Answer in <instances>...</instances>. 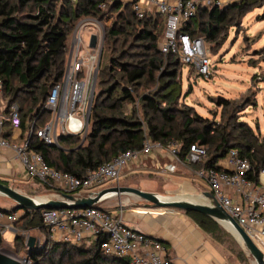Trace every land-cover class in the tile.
Here are the masks:
<instances>
[{"label": "trees", "instance_id": "trees-1", "mask_svg": "<svg viewBox=\"0 0 264 264\" xmlns=\"http://www.w3.org/2000/svg\"><path fill=\"white\" fill-rule=\"evenodd\" d=\"M262 4L264 0H241L223 9L200 8L181 31L219 45L231 27L240 25L248 12ZM83 17L101 22L113 18L105 26L103 54L107 47L109 63L99 67L100 90L93 100L87 143L81 144L80 135L61 134L58 144H48L34 135L30 141L33 150L55 169L81 177L124 151L141 150L146 138L164 145L178 142L182 161L191 145L206 148L204 159L194 163L196 169H220L219 160L237 149L252 166L249 179L259 183V171L264 168V137L239 117L252 101L219 98L223 108V121L219 123L204 119L193 109L180 110L179 65L184 63L177 54L166 55L160 49L163 17L139 18L131 4L117 1L0 0L1 94L8 100L6 112L14 103L19 107L22 134L17 142L28 131L27 121L39 128L51 119L46 99L65 75L73 30ZM5 125L9 123L5 121ZM45 187L64 193L48 184ZM0 209L6 213L17 211ZM186 213L205 232L214 236L226 233L213 217L197 211ZM40 214L41 210H25L20 218L22 230L38 228L44 235L41 247L29 252L31 264H64L65 259L68 264H129L125 258L101 252L104 237L89 247L52 241ZM21 240L15 237L16 243Z\"/></svg>", "mask_w": 264, "mask_h": 264}, {"label": "built area", "instance_id": "built-area-1", "mask_svg": "<svg viewBox=\"0 0 264 264\" xmlns=\"http://www.w3.org/2000/svg\"><path fill=\"white\" fill-rule=\"evenodd\" d=\"M77 2L78 0H70ZM131 4L139 18L163 17V34L160 49L164 54H177L184 64L197 74L207 77L210 73V59L203 37H191L181 29L186 21L195 17L200 8H225L241 0H109ZM102 7H106L103 4ZM98 29L95 48L84 46L80 30L87 23ZM91 37V36H90ZM105 26L95 18L81 21L73 33L65 75L55 84L45 103L51 112L46 125L36 128L34 122L20 142L0 136V147L14 150L27 176L64 193L88 195L102 189L106 184H119L123 169L132 161H138L154 151H167L173 159L181 162L180 144L152 142L146 138L141 150H128L97 169H89L84 176L62 172L50 166L42 154L30 147L32 136L48 144H58L61 134L86 137L90 126V115L96 92L99 67L104 50ZM90 44V40H89ZM2 80L0 79V93ZM8 107V100H7ZM14 130H21V117L16 103L10 106L0 119V131L4 122ZM207 150L191 145L187 160L201 162ZM224 167L200 168L197 176L203 178L223 208L247 232L264 252V168L259 171V183L249 179L252 166L237 149H231L223 158ZM169 171H173L168 167ZM41 219L48 231V237L55 242L90 245L104 237L100 250L107 256L125 258L129 264H171L164 255V245L159 239L129 226L123 218L122 209L113 213L108 208L92 206L79 209H42ZM0 217L10 221L18 220L17 213H6L0 209Z\"/></svg>", "mask_w": 264, "mask_h": 264}, {"label": "crops", "instance_id": "crops-1", "mask_svg": "<svg viewBox=\"0 0 264 264\" xmlns=\"http://www.w3.org/2000/svg\"><path fill=\"white\" fill-rule=\"evenodd\" d=\"M6 108L7 100L0 93V119L6 114ZM6 126L3 125L0 131L1 137L10 136L9 140H14L22 134V129L14 130L9 125L6 129ZM175 161L178 162L176 169L169 171L168 167H171V163ZM192 165L194 166V163L187 158L179 162L167 151H154L138 161L130 162L123 169V178L120 179L119 184L110 182L103 188L136 187L146 192L190 197L192 200L210 204V200L203 196V192L211 191V189L206 181L201 183L196 180L197 169ZM217 165L223 168L225 166L223 159L219 160ZM0 180L27 195H30L29 190L32 191L38 186L48 192L47 195H43V198L58 197V193L54 190L47 189L45 184L27 176L14 150L9 147H0ZM99 205L116 214L122 209L124 221L129 226L159 239L164 245V255L171 264H241L237 255L227 245L230 241L241 243L228 225L215 218L214 220L226 233H220L218 236L209 234L186 211L173 207L149 206L146 200L133 194H118L107 198ZM15 206L16 203L8 198L5 208H1L13 210ZM14 213H17L19 217L15 222L7 217H0L2 237L10 232L15 239L16 236H20V232H24L21 229L22 220L20 219L24 210H17Z\"/></svg>", "mask_w": 264, "mask_h": 264}, {"label": "rangeland", "instance_id": "rangeland-1", "mask_svg": "<svg viewBox=\"0 0 264 264\" xmlns=\"http://www.w3.org/2000/svg\"><path fill=\"white\" fill-rule=\"evenodd\" d=\"M80 19L73 30H76L81 21ZM113 18H105L104 26L110 25ZM99 29L93 23H87L82 26L80 36L85 47L89 48V40L92 34L98 35ZM73 36V35H72ZM72 37L70 40L71 45ZM220 44L206 43V52L210 59V73L207 77L197 74L187 64L179 65V80L182 85V94L180 97L179 109H193L204 119L212 122H222L223 108L218 104L219 98H225L243 103L246 98L252 101V104L246 106L239 113L240 120L247 122L254 131L262 138L264 137V4L248 12L241 20L240 25L231 27L228 33L220 40ZM105 45V42H104ZM91 48V47H90ZM110 53L105 47L101 59L102 66L109 63ZM101 71L98 73L96 92L100 90ZM3 97V96H2ZM136 108L141 113V104L136 103ZM32 124L27 121L26 125ZM8 128L7 126L5 127ZM89 132V131H88ZM88 134V133H87ZM87 136V135H86ZM81 137V143H87L86 137ZM178 162H172L171 167L176 169ZM189 165H191L189 163ZM196 169L195 166L192 165ZM123 178V174L121 175ZM198 182H205L199 176H196ZM34 182H36L34 180ZM199 184V183H198ZM205 184V183H204ZM34 190V191H33ZM30 196L43 198L47 195L45 189L36 186L32 191H28ZM7 197L0 194V208H5ZM24 231V230H23ZM29 235L35 236L41 242L44 235L36 229L20 232L21 243H16L10 232L3 236L0 242V251L9 256L24 261L29 257L27 238ZM1 236V234H0ZM89 247L87 243H82ZM231 251L237 255L241 264H256L254 258L248 251L238 243H227ZM64 260V264H68ZM31 264V260H30ZM42 264H48L43 262Z\"/></svg>", "mask_w": 264, "mask_h": 264}, {"label": "water", "instance_id": "water-1", "mask_svg": "<svg viewBox=\"0 0 264 264\" xmlns=\"http://www.w3.org/2000/svg\"><path fill=\"white\" fill-rule=\"evenodd\" d=\"M98 36L92 34L90 47L95 48ZM85 139V138H84ZM0 194L16 203L15 210H42V209H79L98 206L101 202L118 194H133L148 202L149 206L173 207L184 211H197L211 216L221 223L228 225L237 236L241 245L254 258L256 264H264V252L256 245L244 228L223 208L212 191L203 192V196L210 200V204H204L190 197H176L161 195L158 193L142 191L136 187L113 186L91 192L88 195H75L72 193L58 194L57 198H39L27 195L18 189L0 182ZM27 246L32 248L41 247V241L35 236L29 235ZM0 264H30L29 257L20 261L0 251Z\"/></svg>", "mask_w": 264, "mask_h": 264}]
</instances>
